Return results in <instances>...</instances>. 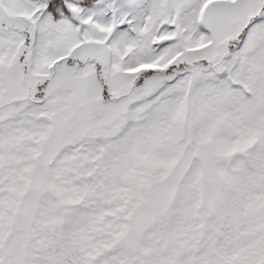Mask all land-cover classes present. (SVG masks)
Listing matches in <instances>:
<instances>
[{"label":"rangeland","instance_id":"rangeland-1","mask_svg":"<svg viewBox=\"0 0 264 264\" xmlns=\"http://www.w3.org/2000/svg\"><path fill=\"white\" fill-rule=\"evenodd\" d=\"M164 1L227 11L193 55L233 91L195 71L130 113L140 77L184 67L138 31L162 0H0V264H264V0Z\"/></svg>","mask_w":264,"mask_h":264},{"label":"crops","instance_id":"crops-1","mask_svg":"<svg viewBox=\"0 0 264 264\" xmlns=\"http://www.w3.org/2000/svg\"><path fill=\"white\" fill-rule=\"evenodd\" d=\"M223 1H229L233 2L235 0H223ZM132 4V3H131ZM165 4V1L162 0V3H160L159 8L157 9L159 12L157 13H150L151 16H160L161 17V29H154L151 33H149L146 28L144 29H138L141 34L148 33V38L150 42V46L152 47H161L164 46L166 50L161 51L159 55V60H157V63L159 62H165L167 58L170 62H179L182 63L184 67L177 70V76L174 78L172 77L171 73L168 75H163L160 72H156L153 74L146 73L140 77V82H142V87L139 88L137 84L132 85L135 87L136 92V103L132 102L130 113H134V107L138 104V102H141L143 99V95H148L147 88L153 87L154 88H165L168 87V89H171L173 87H177L179 83L181 82L180 88H178L177 91H179L181 94H184V92L187 90V80L191 73L197 71L199 74H203L206 71H211L213 69L214 71H220L218 75H220V79L217 82L214 83H208L207 85V94L211 92H216L217 90H221L225 93H230L234 89L230 87V82L227 79V76L225 73H228L226 67H220V66H211L210 64L201 63L200 59H198L196 56H194L193 51L195 48H199L201 45L206 47V43L209 41L210 37L213 33L219 34L218 32V26L224 22V19L228 16V13L225 9L219 8L220 10L214 9L211 11H207L204 15L202 10L198 7H192V8H183L180 9L179 12H177L175 15L178 18H175V15L172 19H168L166 15H168L166 9L163 7ZM114 12V10L110 11ZM201 12V13H200ZM115 14V13H114ZM138 13H136V17L133 19L134 22L137 21ZM201 17V18H200ZM148 25H153L154 23L146 22ZM257 23H253V25L245 32L243 39H241V42L244 41L249 34L253 31L254 27ZM124 25V24H123ZM146 26V25H145ZM144 27V25H142ZM157 26L154 25V28ZM128 32L130 33V38L134 40V43H128L129 45V56L132 59L133 62H143L145 64H152V61L148 58L146 60L141 61L140 53L137 49V40L141 39L142 37L139 34H136V32L132 28H128ZM202 34L204 37L200 35ZM206 44V45H205ZM175 48L176 52L173 56L169 58V49ZM201 48V47H200ZM199 48V49H200ZM239 48V47H238ZM182 49H186L183 50ZM209 50V49H208ZM206 52L210 54V52ZM168 52V53H167ZM187 52L188 55H186L187 60H181L180 61V53ZM163 56V57H162ZM162 57V58H161ZM207 61V60H206ZM222 60L220 61V63ZM226 61L223 63L225 64ZM137 63V62H136ZM174 64V63H173ZM198 64V65H197ZM138 66V63H137ZM209 67V68H207ZM141 70V69H139ZM142 73V72H141ZM159 80V81H158ZM155 81H158L157 83H153ZM199 80L197 79L195 81V84H198ZM217 86V87H216ZM139 88V89H138ZM240 91L239 88H236ZM197 92V91H196ZM130 95V94H129ZM199 106L202 110L207 109L206 106H204L202 103H199ZM200 111L202 114L203 111ZM192 114L195 115V119L201 120L202 118L206 120L205 117H200L199 112L195 110H190ZM210 114H207V122L210 124V129H214L215 126L213 125V122L218 123L219 125L226 126V120L220 118L219 121L216 119V117H213L211 114V110H209ZM215 118V120H212ZM220 122V123H219ZM222 127V126H221ZM222 127V128H223ZM224 136L226 135L225 130L223 132ZM209 135V132L208 134Z\"/></svg>","mask_w":264,"mask_h":264},{"label":"trees","instance_id":"trees-1","mask_svg":"<svg viewBox=\"0 0 264 264\" xmlns=\"http://www.w3.org/2000/svg\"><path fill=\"white\" fill-rule=\"evenodd\" d=\"M68 0H48L51 7L59 6L66 3ZM82 6H88L93 4L96 0H77Z\"/></svg>","mask_w":264,"mask_h":264}]
</instances>
